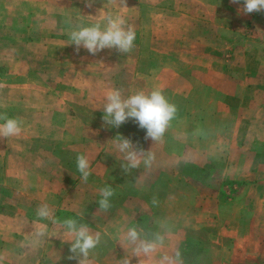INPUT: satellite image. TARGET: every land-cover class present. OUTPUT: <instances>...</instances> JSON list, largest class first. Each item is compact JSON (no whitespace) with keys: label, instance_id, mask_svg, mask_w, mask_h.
Instances as JSON below:
<instances>
[{"label":"crops","instance_id":"1","mask_svg":"<svg viewBox=\"0 0 264 264\" xmlns=\"http://www.w3.org/2000/svg\"><path fill=\"white\" fill-rule=\"evenodd\" d=\"M164 1L150 0L136 17L127 15V21L138 26L133 48L119 52L121 56L111 49L107 61L119 70L98 76L95 82L108 86L93 91L106 97L109 90L117 89L125 98L141 91H162L177 108L162 140H146L145 131L102 122H68L66 113H52L45 104L36 106L33 94L40 76L11 73L5 67L13 63L8 62L0 66V113L17 118L24 133L0 138V190L5 196L26 190L30 204L22 211L46 236L33 235L31 241L52 244L64 229L53 227L56 211L90 220L89 229L99 234L100 243L90 252L88 264L124 260L150 264L153 258L135 256L133 246L122 239L138 215H148L160 227L166 225L163 230L170 245L156 252V264L165 255L171 258L182 241L173 201L188 193L187 203L198 204L202 216L210 220L204 226L219 232L210 233L203 242L206 253L200 264H264V11L245 14L240 11L242 3L231 0H177V10L168 14L158 7ZM14 37L12 32L8 41ZM47 77L42 88L51 94L47 81L52 76ZM58 82L66 81L61 76ZM62 88L67 89L66 83ZM117 135L151 151V165L145 166L141 157L139 167L125 173L121 164L126 161L115 147ZM81 154L90 163L86 182L76 165ZM187 163L213 172L214 183L223 179L250 183L243 185L241 198L221 203L205 191L211 187L184 173ZM106 186L114 190L111 207L99 211V189ZM8 203H0V218L5 211L14 212L11 217L21 212L19 199ZM45 204L51 216L40 219L36 210ZM169 214L173 220H164ZM8 237L13 242L18 238ZM8 255L6 261L0 256V264H21L25 255H32L30 264H52L53 259L45 249ZM60 264H78V260Z\"/></svg>","mask_w":264,"mask_h":264},{"label":"rangeland","instance_id":"2","mask_svg":"<svg viewBox=\"0 0 264 264\" xmlns=\"http://www.w3.org/2000/svg\"><path fill=\"white\" fill-rule=\"evenodd\" d=\"M89 2H91V7L88 6ZM150 4V0H126V6L121 4V0H0V66L11 62L13 63L12 66L5 67L10 72L15 70L16 74L28 72L30 75L40 76V79L35 80L36 89L33 94L36 106L45 104L49 110H52V113L57 112V114L62 113V115L66 113L68 122L104 123L102 108L106 103V97L102 93L94 95L93 91L95 89L102 91L108 86V83L95 82L98 76H106L119 70V67L112 66L107 61L113 50L106 48L95 55L90 54L83 47L77 51L76 46L71 44L68 32L72 25L77 22H82L85 25L98 22L100 20L99 11L102 8L105 14L120 15L125 21V28H131L134 31L138 26L134 25V20L128 22L127 15L136 17L138 12L146 8L143 6ZM158 7L163 8L166 13L172 14L177 10L178 3L177 0H167L160 3ZM12 32L15 35L14 41H8ZM116 55L121 56L117 50ZM48 75L52 76V80L47 81L49 85H52L51 94L44 93L42 88L43 81L48 78ZM61 76L66 81V90L62 88L65 83L58 82V78ZM43 77L45 78L43 79ZM193 83L198 86L196 81ZM51 96V100H47ZM53 99L57 100L58 103H55ZM53 120L55 121L56 117H53ZM62 120L64 121V119ZM120 128L145 131L140 129L132 119H129ZM261 151L264 154V147L261 148ZM183 171L186 175L211 187L213 190L205 191L213 199L219 198L221 203L232 202L236 197L241 198L243 185L248 183L225 179L221 184L214 183L213 172L188 163L185 164ZM25 191L12 190V193L17 196H12V194L5 196L3 194L5 190H0L1 204L7 206L8 202L16 197L19 199L18 206L21 209V212H16L17 216L15 217L9 216L14 212L5 211L3 217L0 218V238H5L0 242L2 259L9 260V252L19 253L20 256H23V253H39L45 249L49 253L52 252V264L74 261V259H69L73 254L69 251L71 242L68 241L69 237L64 234L65 229L54 237L52 244L44 243L43 240H30L42 229L32 225L31 218L24 215L25 211H22L27 209L30 204H28L29 200L27 199L29 196ZM187 195L188 193L185 195L178 194L179 200L173 201V206L178 209L174 216H178L179 235L182 241L176 249L174 248L175 251L170 258V264H200L202 256L206 253L203 243L206 237L210 233H219L216 231V227L204 226L210 222L209 218L206 219L202 216L198 204L187 203ZM215 209L216 207H214ZM209 212L212 211L209 210ZM71 215L77 216L89 228H92L90 220L64 210L56 211L53 220L57 222L53 223V227L54 225L55 227L62 226V221ZM212 215L215 214L212 213ZM174 216L169 214L164 220L171 221ZM133 226L141 232V238H151L153 233L161 232L165 239L163 247L166 249L170 245L164 230L159 225L154 224L148 215L135 217L131 222V227ZM8 236H17V241L7 240ZM45 237L44 233L40 238ZM174 249H171L172 252ZM130 250L133 251V248ZM155 256L156 253L152 256V262L149 261L150 264H156L157 258ZM31 258L32 255H29V258L25 255L21 259V264H30L33 261ZM159 261L157 262L159 263ZM130 264H136L135 260H131Z\"/></svg>","mask_w":264,"mask_h":264},{"label":"clouds","instance_id":"3","mask_svg":"<svg viewBox=\"0 0 264 264\" xmlns=\"http://www.w3.org/2000/svg\"><path fill=\"white\" fill-rule=\"evenodd\" d=\"M234 4L242 3V11L245 14L264 11V0H231ZM121 4L126 6V0H121ZM91 7V2L88 3ZM103 9V8H102ZM102 9L99 11L98 22L85 25L77 22L72 25L68 32L71 44L79 51L81 47L90 54L95 55L104 49H116L120 53L131 51L135 41V32L131 28H125L124 19L118 14H105ZM103 122L111 127L119 128L132 119L140 129L145 130V139L157 142L162 140L165 132L170 126V122L175 118L177 108L170 103L159 89L152 90L149 94L137 92L127 98L123 97L117 89L109 90L106 93V103L103 106ZM0 138L17 136L21 133V122L17 118H12L4 113H0ZM116 150L123 154L121 168L125 173H130L132 169L139 167L141 157L145 166H150L154 156L151 151H145L133 145L129 138L117 135L115 138ZM77 170L81 174L83 181H87L90 172L88 158L81 154L76 158ZM101 199L98 201L99 211H106L111 207L110 198L114 195L111 186L99 189ZM153 203H156L155 199ZM36 215L40 219L50 218L51 212L48 205H41L36 210ZM57 221L53 220V223ZM65 235L71 242L69 249L71 255L69 259H77L78 264H88L90 252L100 243L99 234H93L86 224L79 223L75 218H66L62 221ZM161 228L166 225L161 224ZM44 231L36 233V237H42ZM122 239L133 246V251L137 257L151 259L153 254L163 247L165 239L161 232H155L151 238H141V232L135 227H129ZM122 264H130L124 260ZM159 264H170V258L163 256Z\"/></svg>","mask_w":264,"mask_h":264},{"label":"trees","instance_id":"4","mask_svg":"<svg viewBox=\"0 0 264 264\" xmlns=\"http://www.w3.org/2000/svg\"><path fill=\"white\" fill-rule=\"evenodd\" d=\"M71 217L77 219L79 223L85 224L84 221L78 218L77 216L71 215ZM203 252H204V249H203Z\"/></svg>","mask_w":264,"mask_h":264}]
</instances>
